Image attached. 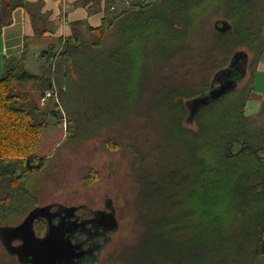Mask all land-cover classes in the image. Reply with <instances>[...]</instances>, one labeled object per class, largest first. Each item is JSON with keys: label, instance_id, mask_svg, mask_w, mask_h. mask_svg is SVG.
<instances>
[{"label": "trees", "instance_id": "trees-1", "mask_svg": "<svg viewBox=\"0 0 264 264\" xmlns=\"http://www.w3.org/2000/svg\"><path fill=\"white\" fill-rule=\"evenodd\" d=\"M103 3L99 27L73 22L70 37L42 52L46 75L15 66L0 77V224L15 225L30 211L26 183L45 167L46 158L38 155L41 138L50 115L61 112L57 101L52 110L33 107L32 94L15 82H42L41 98L56 87L61 102L80 82L95 90L98 103H112L106 120L116 113L136 114L157 137L153 145L146 140V150H133L139 236L120 254V263L264 264V105L254 116L245 111L264 56V0H130L129 5L77 0L75 6L92 14ZM0 4V35L20 4L30 13L36 37L50 30L39 4ZM212 16L220 18L204 41L203 28ZM222 21L231 28L220 32ZM241 47L252 53L250 62L242 50L249 57L247 84L238 88V83L203 107L195 127L186 126L187 102L207 93L214 78L185 84L175 70L204 61L221 68ZM142 101L143 109L137 106ZM107 122L104 130L118 131L115 122ZM148 160L152 171L143 173ZM38 224L44 232L45 225ZM0 264L8 263L0 258Z\"/></svg>", "mask_w": 264, "mask_h": 264}, {"label": "rangeland", "instance_id": "rangeland-1", "mask_svg": "<svg viewBox=\"0 0 264 264\" xmlns=\"http://www.w3.org/2000/svg\"><path fill=\"white\" fill-rule=\"evenodd\" d=\"M150 1L153 0H147V2ZM219 18L212 16L205 23L204 41L210 40L208 32L215 30L214 26ZM41 49H43L42 46H32L27 63L29 72L35 73V68H32L36 65L37 58L34 52L38 55ZM240 49L249 53L251 62L252 53L246 47ZM234 54L231 53L228 56V63L221 68L216 67L218 63L215 62L204 61L198 64L189 62L186 67L175 70L174 76L185 84L189 82L202 84L206 78L212 81L220 70L229 66ZM223 60L221 58L219 62ZM246 73V76L238 82V88L247 84L250 76L249 68ZM41 75H46L42 67ZM261 78L263 79L264 76ZM261 78L256 82L257 94L264 93V86H261L264 84V79ZM15 85L19 90L32 94L33 107L38 105L43 110L53 109L56 100H49L44 106L40 103L42 82L27 84L15 82ZM65 92L62 102L58 95L57 102L61 112L50 115L47 128L41 138L38 155L46 158V163L40 172L28 178L26 184L31 196L27 199L25 209L31 211L36 206L55 203L69 206L86 204L90 208L104 209L106 202L110 200L111 207L115 211L118 229L109 233L108 242L97 264H122L119 262L120 254L135 244L139 236L138 210L135 200L137 171L133 166V150L137 152L146 150V140L153 145L157 137L153 133L149 134L150 126L145 125L142 117L136 114L128 118L127 115L123 117L122 113H116L106 120L104 112L109 109L112 113V103L109 106L98 103L97 93L88 84L82 85L78 82ZM111 98L109 96V102ZM258 102L253 99L247 101L245 111L248 116H254L259 112L260 102ZM137 106L143 109L146 103L142 101ZM107 121L115 122L118 131L104 130ZM151 123L154 125L155 121L147 124ZM68 124L71 127L70 132H67ZM185 124L195 127L194 123L188 120ZM156 154L161 156L159 152ZM151 164L152 162L148 160L141 171L143 173L148 172L145 170L152 171ZM27 214L14 224H19ZM2 226L4 225L0 224V227ZM38 230L43 233L40 224H38ZM0 258L8 264H19L17 258L7 252L1 239Z\"/></svg>", "mask_w": 264, "mask_h": 264}, {"label": "water", "instance_id": "water-1", "mask_svg": "<svg viewBox=\"0 0 264 264\" xmlns=\"http://www.w3.org/2000/svg\"><path fill=\"white\" fill-rule=\"evenodd\" d=\"M221 23L222 26H217L220 32L231 28L227 21ZM248 58L245 51H237L229 66L215 75L211 89L187 102L188 122L193 123L203 107L221 99L237 87L238 81L245 76ZM47 208L48 206L36 207L19 224L0 227V239L5 249L11 256L16 257L20 264H83L85 252L80 249V244L73 243L74 229L71 224L63 220L54 224L53 218L50 217L45 234L37 235L35 224L45 216L44 212ZM105 222L106 231L114 232L118 229L114 212L108 215ZM15 241H20L21 244L14 246Z\"/></svg>", "mask_w": 264, "mask_h": 264}, {"label": "crops", "instance_id": "crops-1", "mask_svg": "<svg viewBox=\"0 0 264 264\" xmlns=\"http://www.w3.org/2000/svg\"><path fill=\"white\" fill-rule=\"evenodd\" d=\"M22 1L39 4L40 13L47 15V24L50 30L44 37H36L29 11L22 4L17 6L12 13V22L3 27L0 35V77L6 74L8 68L15 66H20L21 70L29 72L27 63L31 55L32 46H42L43 49L38 51V55L34 52L37 57L36 65L32 67L33 69L35 68V73L31 71L29 73L41 75L42 66L40 55L42 52L49 50L53 45L59 44L62 38L70 37L73 22L86 21L92 27H99L105 13L104 3L102 4L101 10L90 14L87 9L75 6L77 0ZM38 25L41 26V22H38ZM259 76L260 78L264 76L263 57L256 65L253 78L254 94L251 97V99L260 102V112L264 105V93L257 94L255 92L256 82L258 79L260 80ZM261 86H264V84Z\"/></svg>", "mask_w": 264, "mask_h": 264}, {"label": "flooded vegetation", "instance_id": "flooded-vegetation-1", "mask_svg": "<svg viewBox=\"0 0 264 264\" xmlns=\"http://www.w3.org/2000/svg\"><path fill=\"white\" fill-rule=\"evenodd\" d=\"M47 210L44 212V217L38 220L35 224V229L38 227V222L45 225V231L48 223V218H53V223L58 224L60 221H65L72 225L73 235L72 241L75 244L81 245V250L85 252L83 264H97L100 255L106 247L109 231H106L108 215L115 211L111 207V202H106L105 208H90L86 204L80 205H64V204H49ZM36 206V207H45ZM35 207V208H36ZM34 209V208H33ZM38 230V228H37ZM37 235L43 236L38 230ZM20 241L13 242L14 246L20 245Z\"/></svg>", "mask_w": 264, "mask_h": 264}, {"label": "built area", "instance_id": "built-area-1", "mask_svg": "<svg viewBox=\"0 0 264 264\" xmlns=\"http://www.w3.org/2000/svg\"><path fill=\"white\" fill-rule=\"evenodd\" d=\"M124 4L129 5L130 0H124ZM111 9L113 10L114 7H112ZM50 99L58 101V94H57L56 87H54L51 90L46 91V93L44 94V96L40 100L41 105L42 106L46 105Z\"/></svg>", "mask_w": 264, "mask_h": 264}]
</instances>
